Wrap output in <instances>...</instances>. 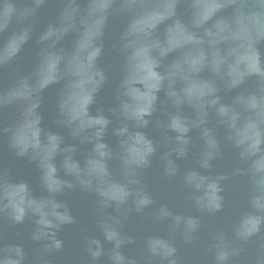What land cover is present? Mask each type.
I'll list each match as a JSON object with an SVG mask.
<instances>
[{"label":"water","instance_id":"obj_1","mask_svg":"<svg viewBox=\"0 0 264 264\" xmlns=\"http://www.w3.org/2000/svg\"><path fill=\"white\" fill-rule=\"evenodd\" d=\"M0 264H264V0H0Z\"/></svg>","mask_w":264,"mask_h":264}]
</instances>
